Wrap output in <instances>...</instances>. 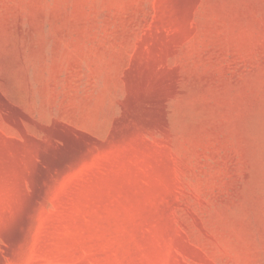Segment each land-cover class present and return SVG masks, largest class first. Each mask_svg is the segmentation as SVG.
Listing matches in <instances>:
<instances>
[{"label": "rangeland", "instance_id": "obj_1", "mask_svg": "<svg viewBox=\"0 0 264 264\" xmlns=\"http://www.w3.org/2000/svg\"><path fill=\"white\" fill-rule=\"evenodd\" d=\"M0 264H264V0H0Z\"/></svg>", "mask_w": 264, "mask_h": 264}]
</instances>
